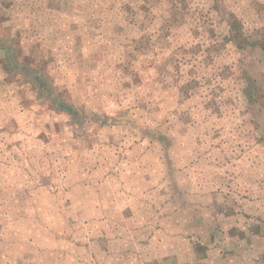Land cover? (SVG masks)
Listing matches in <instances>:
<instances>
[{
	"label": "rangeland",
	"instance_id": "1",
	"mask_svg": "<svg viewBox=\"0 0 264 264\" xmlns=\"http://www.w3.org/2000/svg\"><path fill=\"white\" fill-rule=\"evenodd\" d=\"M0 264H264V0H0Z\"/></svg>",
	"mask_w": 264,
	"mask_h": 264
}]
</instances>
